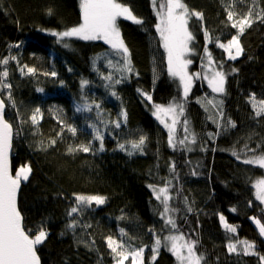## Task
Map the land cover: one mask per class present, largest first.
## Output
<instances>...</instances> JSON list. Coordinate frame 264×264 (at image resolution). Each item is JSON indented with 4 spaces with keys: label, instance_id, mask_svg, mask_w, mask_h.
<instances>
[{
    "label": "trees",
    "instance_id": "1",
    "mask_svg": "<svg viewBox=\"0 0 264 264\" xmlns=\"http://www.w3.org/2000/svg\"><path fill=\"white\" fill-rule=\"evenodd\" d=\"M117 2L129 6L144 21L137 25L118 18L134 69L126 82L116 86L120 100L111 97L106 88L97 87L100 72L109 69L103 65L105 58H97L110 57L114 62L120 59L108 44L74 37L61 40L51 35L53 31L63 32L82 22L80 0H0V59L9 58L8 65L0 64V72L5 68L9 72L6 82L12 85L16 108L7 100L8 89L0 90V96L7 105L6 119L14 130H19V135L14 137L12 169L15 173L21 165L32 167L19 197L25 230L31 229L34 234L43 227L49 233L44 243L37 246L42 264H114L105 241L109 235L125 241L131 237L135 247L147 245L146 264H152L154 237L148 229L154 228L162 242L170 229L159 215L163 206L148 185L163 187L169 180L173 197L169 203L180 209L179 229L199 241L197 252L205 257L202 264H263L259 256H264V238L250 218L257 217L264 222V205L256 199L253 188L257 180L264 178V169L244 164L242 160L246 158L245 145L256 149V155L264 153V116L254 115L250 100L252 94H255V103L264 99V21L255 19L264 9V0H183L190 10L204 14L203 27L213 41L206 42L201 22L193 17L189 29L195 36L192 45L195 55L188 72H200L201 78H194L185 102L190 131L197 136L190 152L179 145L175 150L170 147L168 131L153 116V103L167 106L174 98L183 99L179 80L168 73L167 53L155 27L159 23L157 9L152 7L151 0ZM253 3L254 22L240 38L244 52L237 60H228L227 54L216 46L217 40L226 42L237 31L227 20L225 9L232 5L231 10L243 15ZM17 43L18 48L14 46ZM64 43L70 46L65 48ZM205 46L217 63L224 62L226 73H231L232 68L239 70L228 75L225 93H214L203 79L208 72L203 66L207 63L203 59ZM13 56L19 64L11 59ZM23 65L38 71L35 75H24L19 71ZM53 70L56 77L43 75ZM82 79L90 81L84 90L89 101L102 102L99 118L95 109L87 115L88 120L84 114L74 111L75 103L83 102ZM137 89L149 93L152 102ZM207 101H222L220 107L225 121L230 118L236 128L217 129L209 119L215 118L216 110ZM36 108L43 115L33 125L29 117ZM122 108L127 111V124L119 130L109 126L103 152L97 151L98 142H93V151L89 153L67 151L69 146L88 144L92 140L88 123L117 119ZM60 119L77 127L76 136L66 128L62 136H57L62 127ZM179 120L177 140L184 135V117ZM217 131L220 135L210 139L208 133ZM141 135L147 136L144 154L129 156L118 149V142L138 140ZM50 139H56V144L47 151L40 150V142L47 145ZM202 147L207 151H202ZM234 151L240 160L232 154ZM251 155L252 152H247V156ZM173 163L174 172L170 170ZM74 194L102 195L107 200L99 207L93 204L82 216L76 217L80 224H91V227H77L73 232L67 225L73 219L68 211L75 204ZM184 197L195 209L193 213H186ZM232 208L236 211H230ZM219 214L237 228L236 234L225 230ZM121 216L124 218L118 219ZM122 228L127 234L123 237ZM229 240L254 242L257 254H230L226 247ZM154 264H178V261L162 246Z\"/></svg>",
    "mask_w": 264,
    "mask_h": 264
},
{
    "label": "snow or ice",
    "instance_id": "2",
    "mask_svg": "<svg viewBox=\"0 0 264 264\" xmlns=\"http://www.w3.org/2000/svg\"><path fill=\"white\" fill-rule=\"evenodd\" d=\"M242 2V0H241ZM152 7L157 9L155 14L159 18V23L155 25L160 39L163 42V47L167 53L168 73L171 77L177 78L179 84L183 90L182 101H177L175 98L167 106L162 104L153 103L154 112L153 115L157 117L161 124L168 129V143L174 150L179 145L182 149L192 151V145L197 143V136L195 132L190 131L189 121L185 116V102L189 96V93L193 87L194 78L200 79L201 73L196 72L190 74L188 72V66L193 63L191 59L186 58L190 53H194L192 47L195 41L193 32L189 29L190 20L195 17L197 21L201 22L202 31L204 32L205 40L207 43H212V37L206 27H203L204 14L200 11L190 10L188 5L183 0H151ZM248 7V10L243 15H239L235 11L231 10L232 5H229L225 10L227 12V20L233 29H236V34L231 36V39L226 42L216 41V46L222 49L227 54V59L231 61L237 60L244 52V48L241 44V36L244 34L246 28H250L254 22L253 20V8ZM80 8L82 12V22L75 27H72L63 32H51V35L63 38H78L83 41H98L102 40L110 46L115 56L120 57L119 60L113 61L110 57L106 58L107 66L112 69L107 74L101 73L100 79L103 80L104 87L108 89L111 97L120 100L116 86L126 82L130 75L134 72L131 63V54L126 46L121 31L118 27V18L131 21L134 24L142 25L144 21L137 17L129 6L123 3L117 2V0H80ZM51 14V9H49ZM256 20L264 21V9H261L255 16ZM19 47V43L14 45ZM70 45L64 43V47L67 48ZM12 47V45H10ZM12 60L19 64L16 57H11ZM207 63L203 65L208 69V72L203 76V79L208 81L209 87L214 93H225L226 84L229 74H235L239 70L236 68L231 69V73H226L223 70V61L217 63L212 56L211 51L205 46L204 57ZM97 60L93 63L96 64ZM9 58L0 59V64L8 65ZM26 70V71H25ZM71 71V69H68ZM98 71V69H96ZM19 71L24 75H35L37 68L23 65L19 68ZM9 72L5 68L0 72V90L8 89L7 100L11 102V107L16 108L15 102L12 98L11 88L12 85L6 82ZM45 76L56 77V71L44 72ZM138 75V73H137ZM90 86V81L82 79L80 81L81 87V99L82 103L76 104L74 111L81 114L92 113L96 110V116L99 118L102 115L101 103L95 100L89 101L88 94L84 91ZM39 91H43L40 89ZM137 91L149 102H152V96L143 92L141 89ZM250 100L253 101L252 107L254 115L256 117L264 116V99L255 103V94H252ZM199 102V101H198ZM215 110V118L210 116L209 119L213 120L217 129L227 131L230 128H236V123L230 118L225 121L224 113L221 110L222 101L213 103L207 101ZM5 99L0 98V264H41V258L37 252V246L42 245L48 238L49 233L41 227L36 233H32L31 229L25 230L23 224V216L18 207V193L22 182H27L32 174V167L30 164L21 165L13 174L10 152L12 150V142L14 135H19V130L13 128V124L9 122V119L5 118ZM207 110V109H206ZM40 108H36L35 111L29 117L33 125L38 124V117L42 118ZM163 117V118H162ZM184 117L183 120V137L176 139V126L180 123L179 118ZM170 118V123H169ZM85 119L89 117L85 115ZM24 121H21L23 123ZM61 131L57 133V136H62L63 131L66 128L72 136H76L77 127L73 124H66L64 120L60 119ZM127 124V111L121 109L117 119H99V122H91L87 124V127L91 129L92 140L88 144H79L76 147L69 146L67 151L74 153L77 151L89 153L93 149L91 145L93 142H98L97 151L103 152L104 139L106 134L109 133V126L112 130H119L123 125ZM220 132L208 133L210 139L215 140ZM147 141L146 135H141L138 140L127 141L126 143H117V147L121 151H125L127 155L132 156L136 153L144 154V146ZM56 139H50L48 144L45 145L43 141L40 142L39 148L42 151H47L48 147H52L56 144ZM127 144V146H126ZM260 146L257 145V148ZM245 157L242 162L247 165L258 166L264 169V153L256 155V149L248 148L245 145ZM202 151H207L202 147ZM247 152H252L253 155L247 156ZM238 160L241 159L240 155L235 151L232 153ZM171 171H175V163L171 165ZM195 174V173H193ZM172 186V182L167 181L163 187L156 185H148L152 189L155 199L163 206V210L159 213L166 227L170 229V234L164 237L162 242L159 235H156L154 228H149L148 231L154 235V243L152 245L151 262L154 264L160 248L163 246L170 251L178 261V264H202L205 261V257L197 252L198 240L192 239L189 235L180 231L177 223V214L180 209L172 207L169 203L173 199L169 189ZM255 189V197L264 205V178L257 180L253 184ZM179 195V193L177 194ZM75 204L68 211V215L73 217L71 222L67 225V228L73 232L77 227L90 228L91 224H80L76 217L82 216L85 211L92 208L93 204L99 207L106 203L107 198L102 195H83L74 194ZM184 205L186 213H193L195 209L189 203L187 197H184ZM251 201L249 205L251 206ZM230 211L235 212L236 209L232 208ZM264 211V209H262ZM121 216L118 219H123ZM186 220V216L184 217ZM219 219L223 223V226L227 232L236 234L237 228L227 223L223 214H219ZM258 227L259 234L264 237V222L257 217L250 218ZM121 236H126L125 230L120 229ZM132 238L129 237L127 241L121 239L117 240L113 236L109 235L105 237L107 247L110 249L115 264H125L131 257V264H144L143 254L147 245H141L135 247L131 243ZM95 242L93 241V244ZM241 244L238 249L237 244ZM228 253H235L240 255L241 252L244 255L255 253V243L242 241V242H229L226 245ZM260 261L264 262V256H259Z\"/></svg>",
    "mask_w": 264,
    "mask_h": 264
},
{
    "label": "rangeland",
    "instance_id": "3",
    "mask_svg": "<svg viewBox=\"0 0 264 264\" xmlns=\"http://www.w3.org/2000/svg\"><path fill=\"white\" fill-rule=\"evenodd\" d=\"M118 22V21H117ZM59 38V37H58ZM75 38V37H74ZM76 39H78V38H76ZM80 40V39H79ZM110 47V46H109ZM195 55V52L194 53H190L186 58H188V59H191L193 56ZM103 65H104V67L106 66L107 68H109L108 66H107V62H106V58L103 60ZM112 69H102V71L100 72V74L101 73H104V74H107V72L108 71H111ZM100 74H99V84L97 85V87H98V89H103V88H105L103 85H104V81L103 80H101L100 79ZM108 90V89H107ZM76 104H78V103H75V105L74 106H76ZM90 114V113H89ZM89 114H84V115H89ZM154 116V115H153ZM154 118L156 119V121L163 127V128H165L164 127V125L163 124H161L160 123V121L157 119V117L156 116H154ZM163 118V117H162ZM180 119V118H179ZM171 121H170V118H169V123H170ZM167 131H168V129L167 128H165ZM15 131V130H14ZM177 133H178V124H177V126H176V133H175V136H177ZM15 137H16V135H15ZM24 183V182H23ZM256 225V224H255ZM256 227H257V225H256ZM257 229H258V227H257ZM170 234V233H169ZM168 234V235H169ZM167 235V236H168ZM153 237H154V235H153ZM264 238V237H263ZM124 240V239H123ZM239 245V243L237 244V246ZM146 250L144 251V254H143V260H144V264H146ZM249 255H253V254H249ZM114 264H115V262H114ZM125 264H131V257L129 258V260L128 261H125ZM263 264H264V262H263Z\"/></svg>",
    "mask_w": 264,
    "mask_h": 264
},
{
    "label": "water",
    "instance_id": "4",
    "mask_svg": "<svg viewBox=\"0 0 264 264\" xmlns=\"http://www.w3.org/2000/svg\"><path fill=\"white\" fill-rule=\"evenodd\" d=\"M0 98H1V96H0ZM6 104V103H5ZM7 106V105H6ZM6 109H5V118H6ZM14 127V126H13ZM14 137H15V135H14ZM14 137H13V142H12V144H13V146H12V150H11V152H10V159L12 158V155H13V148H14ZM11 166H12V161H11ZM12 168H13V166H12ZM12 171H13V169H12ZM13 174H15L14 173V171H13ZM22 186H23V182L21 183V187H20V190H19V193H18V207H19V197H20V193H21V190H22ZM23 224H24V218H23ZM38 252V251H37ZM39 255V254H38ZM41 264H42V262H41Z\"/></svg>",
    "mask_w": 264,
    "mask_h": 264
}]
</instances>
